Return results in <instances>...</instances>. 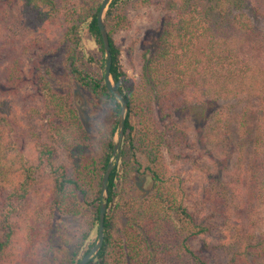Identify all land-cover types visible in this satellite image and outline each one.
Segmentation results:
<instances>
[{
    "label": "trees",
    "instance_id": "trees-1",
    "mask_svg": "<svg viewBox=\"0 0 264 264\" xmlns=\"http://www.w3.org/2000/svg\"><path fill=\"white\" fill-rule=\"evenodd\" d=\"M101 1L0 0V264H78L97 242L120 105L77 57L83 28L103 52ZM133 1L111 0L104 16L128 112L88 264H264V0H166L135 86L113 41ZM58 53L62 77L41 72ZM73 83L101 106L92 133ZM241 98L236 122L221 103Z\"/></svg>",
    "mask_w": 264,
    "mask_h": 264
},
{
    "label": "rangeland",
    "instance_id": "rangeland-1",
    "mask_svg": "<svg viewBox=\"0 0 264 264\" xmlns=\"http://www.w3.org/2000/svg\"><path fill=\"white\" fill-rule=\"evenodd\" d=\"M165 6L166 0H134L128 13L131 28L126 31L117 32L113 35V41L120 50V63L129 85L135 86L139 81L143 65V53L148 47V41H150L151 37L155 34V31L165 14ZM260 31L264 34V24L260 26ZM60 53L47 59L43 58L38 62L39 70L44 72V69H49L54 77H62V56ZM78 54L77 61L81 68L98 74L102 73L99 70V61H104L105 55L103 52H100L99 46L90 36L86 28H83L82 30L81 49ZM25 65L26 68L24 72L27 77L33 76L35 69L29 64V60L26 61ZM51 82L55 85L56 81L54 82L51 80ZM72 88L74 91V102L83 126L88 133H92L93 125L90 121L89 109L95 108L99 111V107L101 106L77 84L73 83ZM32 89L31 86H27L26 92L29 94L33 91ZM238 101L239 100L236 102L229 100L221 103L222 106L229 105L230 107V105H232L229 115H233L236 122L238 121L240 112L244 109V104L246 105L247 103L243 98L239 101L241 104L238 103ZM253 102V100H250V103ZM256 108V105L252 106V109ZM232 123L235 124V121L232 120ZM187 129L191 135V125H188ZM25 154L30 160H34L36 157V147L28 143L26 145ZM164 154L166 155L165 151ZM166 158L167 161L170 162L168 157ZM60 161L63 162L64 160ZM65 227L68 228L67 233L70 232L73 227V222L67 219L58 218L57 228L63 230Z\"/></svg>",
    "mask_w": 264,
    "mask_h": 264
},
{
    "label": "water",
    "instance_id": "water-1",
    "mask_svg": "<svg viewBox=\"0 0 264 264\" xmlns=\"http://www.w3.org/2000/svg\"><path fill=\"white\" fill-rule=\"evenodd\" d=\"M110 2L111 0L101 1L99 11L97 14V18H96V25H97V28L100 34L101 42H102L103 54L105 55V63H104L103 71H102L103 82H104L105 87L116 97L120 105V112H119V117H118L117 135L115 138V144L113 147L112 156L110 158L109 164L107 166V169L101 181V190H100L101 203H100V208H99V224H98L97 242L95 246L92 247L90 251L85 255V257L79 261L78 264H88L91 261V259L98 253V251L101 249L102 244H103V239H104L103 224H104V218H105V213H106V203H107V198H108L107 197V185H108L110 174L112 173L113 169L116 167L120 159L124 124H125V120H126L127 112H128L127 101L124 98V96L120 93V91L116 88L110 76L112 58H111V53H110L109 39H108L107 31L104 25V16H105L106 10Z\"/></svg>",
    "mask_w": 264,
    "mask_h": 264
}]
</instances>
